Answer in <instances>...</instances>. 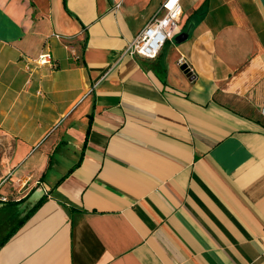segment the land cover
<instances>
[{"label": "crops", "instance_id": "0c3cea01", "mask_svg": "<svg viewBox=\"0 0 264 264\" xmlns=\"http://www.w3.org/2000/svg\"><path fill=\"white\" fill-rule=\"evenodd\" d=\"M163 1L0 0V264H264V0Z\"/></svg>", "mask_w": 264, "mask_h": 264}, {"label": "built area", "instance_id": "2783aa9c", "mask_svg": "<svg viewBox=\"0 0 264 264\" xmlns=\"http://www.w3.org/2000/svg\"><path fill=\"white\" fill-rule=\"evenodd\" d=\"M119 5L118 2L117 6ZM182 12L181 0H164L160 11L128 43L124 54L144 57L157 56L167 40L178 32ZM35 60L39 64H51L52 55L49 51H42ZM0 198L2 200L8 199L3 194H0Z\"/></svg>", "mask_w": 264, "mask_h": 264}, {"label": "water", "instance_id": "95a60500", "mask_svg": "<svg viewBox=\"0 0 264 264\" xmlns=\"http://www.w3.org/2000/svg\"><path fill=\"white\" fill-rule=\"evenodd\" d=\"M182 69L184 70V72L187 74L188 77H193V73L186 63L182 65Z\"/></svg>", "mask_w": 264, "mask_h": 264}, {"label": "trees", "instance_id": "16d2710c", "mask_svg": "<svg viewBox=\"0 0 264 264\" xmlns=\"http://www.w3.org/2000/svg\"><path fill=\"white\" fill-rule=\"evenodd\" d=\"M39 203H41V200H40V201H38V203L36 204V206H37V205H39ZM36 206H35V207H36ZM35 207H34V208H35Z\"/></svg>", "mask_w": 264, "mask_h": 264}, {"label": "rangeland", "instance_id": "374dc122", "mask_svg": "<svg viewBox=\"0 0 264 264\" xmlns=\"http://www.w3.org/2000/svg\"><path fill=\"white\" fill-rule=\"evenodd\" d=\"M177 40V38L175 39V41Z\"/></svg>", "mask_w": 264, "mask_h": 264}]
</instances>
